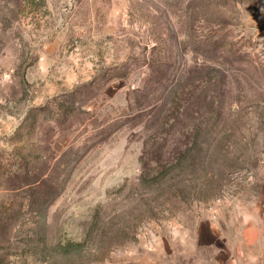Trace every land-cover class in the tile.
Here are the masks:
<instances>
[{"label":"rangeland","instance_id":"obj_1","mask_svg":"<svg viewBox=\"0 0 264 264\" xmlns=\"http://www.w3.org/2000/svg\"><path fill=\"white\" fill-rule=\"evenodd\" d=\"M262 206L264 0H0V264H199Z\"/></svg>","mask_w":264,"mask_h":264},{"label":"crops","instance_id":"obj_2","mask_svg":"<svg viewBox=\"0 0 264 264\" xmlns=\"http://www.w3.org/2000/svg\"><path fill=\"white\" fill-rule=\"evenodd\" d=\"M254 222L243 227L237 239L234 235L232 240L207 243V250H213L214 253L200 259L199 264H264V206L256 210ZM250 227L253 228V234L247 231Z\"/></svg>","mask_w":264,"mask_h":264}]
</instances>
